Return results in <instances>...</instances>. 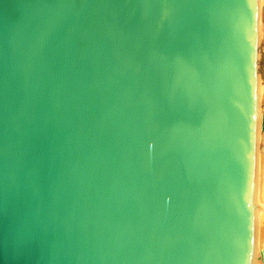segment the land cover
Wrapping results in <instances>:
<instances>
[{"label": "water", "instance_id": "water-1", "mask_svg": "<svg viewBox=\"0 0 264 264\" xmlns=\"http://www.w3.org/2000/svg\"><path fill=\"white\" fill-rule=\"evenodd\" d=\"M258 0H0V264H251Z\"/></svg>", "mask_w": 264, "mask_h": 264}, {"label": "bare ground", "instance_id": "bare-ground-1", "mask_svg": "<svg viewBox=\"0 0 264 264\" xmlns=\"http://www.w3.org/2000/svg\"><path fill=\"white\" fill-rule=\"evenodd\" d=\"M264 39V4L258 0V42ZM262 124H264V80L257 74L256 144L254 167V223L252 258L264 260V161H262Z\"/></svg>", "mask_w": 264, "mask_h": 264}, {"label": "rangeland", "instance_id": "rangeland-1", "mask_svg": "<svg viewBox=\"0 0 264 264\" xmlns=\"http://www.w3.org/2000/svg\"><path fill=\"white\" fill-rule=\"evenodd\" d=\"M264 4V0H262ZM257 74L260 79L264 80V39L258 42V55H257Z\"/></svg>", "mask_w": 264, "mask_h": 264}, {"label": "snow or ice", "instance_id": "snow-or-ice-1", "mask_svg": "<svg viewBox=\"0 0 264 264\" xmlns=\"http://www.w3.org/2000/svg\"><path fill=\"white\" fill-rule=\"evenodd\" d=\"M262 143H264V124H262ZM262 161H264V149H262Z\"/></svg>", "mask_w": 264, "mask_h": 264}, {"label": "clouds", "instance_id": "clouds-1", "mask_svg": "<svg viewBox=\"0 0 264 264\" xmlns=\"http://www.w3.org/2000/svg\"><path fill=\"white\" fill-rule=\"evenodd\" d=\"M251 264H264V260L257 261V260H255V259H253V260L251 261Z\"/></svg>", "mask_w": 264, "mask_h": 264}]
</instances>
